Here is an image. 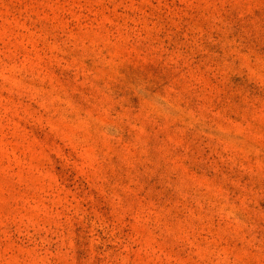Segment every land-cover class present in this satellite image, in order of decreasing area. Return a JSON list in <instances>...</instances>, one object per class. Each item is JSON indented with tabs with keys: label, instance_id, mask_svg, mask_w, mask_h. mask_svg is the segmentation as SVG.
Wrapping results in <instances>:
<instances>
[{
	"label": "rangeland",
	"instance_id": "374dc122",
	"mask_svg": "<svg viewBox=\"0 0 264 264\" xmlns=\"http://www.w3.org/2000/svg\"><path fill=\"white\" fill-rule=\"evenodd\" d=\"M0 264H264V0H0Z\"/></svg>",
	"mask_w": 264,
	"mask_h": 264
}]
</instances>
